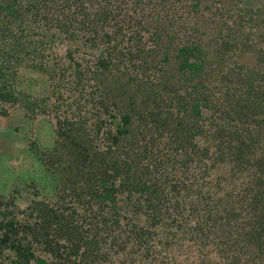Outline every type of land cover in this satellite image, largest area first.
<instances>
[{"label": "rangeland", "instance_id": "rangeland-1", "mask_svg": "<svg viewBox=\"0 0 264 264\" xmlns=\"http://www.w3.org/2000/svg\"><path fill=\"white\" fill-rule=\"evenodd\" d=\"M92 2L87 10L91 17L99 9L98 0ZM110 2L109 6L102 4L99 11L107 20L104 15L95 16L98 21L92 24L94 30L103 25L101 32L79 27L78 36L64 33V43H55L58 56L55 52L46 65L52 68L56 61L54 69H67L61 81H53L50 72L42 75L27 67L22 71L21 89L39 102L36 113L23 100L8 105V114L0 116V209L25 222L36 219L37 214L27 209L36 201L63 205L72 223V242L60 240V231L57 236L51 231L48 241L33 238L29 231L26 237L22 231L17 238L24 243L26 256L19 259L14 250L3 245L0 264L232 261L234 251L229 245L236 232L216 222L210 210L215 207L214 199L222 198L223 208L231 203L229 199L243 198L236 192L229 198L228 191L235 186L236 191H242L253 181L247 162L236 165L231 159L238 141H230V137L248 129L256 132V125L264 123V95H255L258 90L264 93V0ZM75 8L68 10L74 25L81 21L72 14ZM144 15L148 23L143 21ZM140 21L145 26L138 25ZM113 32H118L113 44L100 40ZM198 39L210 41L220 51V58L199 71L202 76L192 78L183 74L188 69L181 68L180 52ZM102 49H107L103 54L113 63L109 71L103 70L108 96L96 102L90 93L93 80L81 88L69 84V79L81 70L87 77V67H94ZM117 82L127 84L135 94L143 88L139 91L142 96L155 88L160 105L152 103L157 99L145 101L139 94L135 100L121 96ZM244 98L252 105L261 99V113L249 116L247 110L240 109ZM196 100L209 104L203 106L200 117L193 114ZM45 106L48 109H42ZM125 114L131 116L128 124L123 123ZM57 116L75 120V128L83 126L88 131L102 125L100 135H95L97 129L91 133L95 145L102 150L112 145L121 157L109 167L105 181L101 172L110 163L103 159L91 161L92 167L60 187L53 174L40 167L32 148L53 150ZM116 122H121L120 129L128 130L126 135L119 134L121 125ZM222 154L226 159H221ZM241 258L245 263L249 259L261 264L264 253H247Z\"/></svg>", "mask_w": 264, "mask_h": 264}, {"label": "trees", "instance_id": "trees-1", "mask_svg": "<svg viewBox=\"0 0 264 264\" xmlns=\"http://www.w3.org/2000/svg\"><path fill=\"white\" fill-rule=\"evenodd\" d=\"M92 1L93 0H0V116L8 114V105L17 104L23 100L27 101L24 102V104L32 112L36 113V108H40L39 102H37L32 95H28V93H25L21 89L23 83L22 71L26 67L36 70L42 75H45L46 72H50L49 74L53 81L55 79L61 81V76H67V69L65 67H58V71L54 69V66L57 64L56 61L52 68L47 67L46 63L55 56V52L57 53V45H55V43H64L62 34L67 33L70 37L78 36L76 29L79 27H81V30L90 27V31L93 32H101L104 29L102 25L98 30H94L92 24L98 21V18L96 19L95 16H101V18H103L104 15L105 18L103 19L107 20V16L103 14V12L102 14L99 12L100 6L102 7V4L104 6H109L111 2L110 0H98L99 9L95 13V16L91 17L87 10L93 3ZM72 7H76L75 10L72 11V14H77L75 19L78 21L81 20L76 25L68 18V10L72 9ZM78 17H80V19ZM143 19V21L148 23L146 15L143 16ZM143 23L144 22L140 21L138 25L145 26ZM94 26L96 27V25ZM147 28L149 29L148 26ZM135 29L141 31L140 26H137ZM116 33L113 32L114 35L105 34L100 40L113 44ZM92 39L97 38L94 37ZM209 43L210 41L198 39L193 46L186 45L184 49L181 50L180 55L183 56L181 68L188 69L187 71H183V74H188L187 76L192 78L195 76L199 78L201 74L203 75V73L199 71H204L206 65L210 63V61L216 59V57L220 58V51L213 48ZM117 48L118 46L115 47V49ZM107 49L101 50L102 53L97 56L98 60L96 63L94 62L92 64L94 67H87V77L84 78L83 71L81 70L78 74L74 72V75H71V79H69V84L81 88H84L87 82L93 80L95 83L94 86H90L92 87L90 93L96 102L105 100L109 92L108 85H104L103 83L105 80L103 77V70L109 71V67H112L113 63L109 60V56L106 57L103 54ZM193 55L196 57V60L191 61L190 58L194 57ZM27 60L33 61L27 62ZM230 75L233 74L230 73ZM238 76L242 78L241 74ZM117 83L119 89H121V96L125 98L128 97L130 100H135V95L139 94L142 96L139 91H142L143 88L140 90L138 89V93L135 94L133 89L127 84L122 82ZM200 85H203V82H200ZM155 92L156 90L154 88L148 91V93L144 95L145 97H142H144L143 100L145 101L153 100L152 98H154V100L157 99L151 102L159 106L161 100L156 98ZM255 95L263 97L264 93L258 90ZM43 100H45V98H43L42 101ZM197 100L193 105V114L200 117L203 106L209 107V104L199 103ZM244 100L245 104L239 108L247 110L245 113L249 114V116L264 112V110L259 112L262 106L261 99L253 103V105L247 102V98H244ZM136 104L138 103L136 102ZM132 107H134L133 104ZM42 109L45 110L48 108L45 106ZM57 119L58 137H56L54 141L53 150L38 149L34 146L32 148L33 152L31 153L39 161L40 167L50 174H53L52 176L60 187L61 185L65 186L70 178H72L71 181H75L77 176L82 175L84 169L92 167L91 161L95 159L102 161L103 159L102 162L109 161L108 163H110L108 164V168H104V171L101 172L103 176L102 181H105L104 176L105 174L107 175V170L111 165L117 164L118 158L121 157L116 155L117 150L112 147V145H107L103 150L95 145V138L91 133L97 129L94 133L96 136H98V134L100 135L102 125H95L96 127L88 131L83 126L75 128V120L68 117H58ZM130 120L131 116L125 114L123 123L128 124ZM115 124L118 126L121 125L118 129L122 127L121 122H116ZM256 126V132L248 129L245 132L230 137V141H238L236 144L237 150L231 153V159L237 162L235 163L236 165H240L241 162L243 163L246 161L248 164V173L253 178V181L251 179L249 184L246 183L242 191L240 190L241 188L236 191V186L233 187L231 192L228 191L229 198L232 197L234 192L240 193V195L242 194L243 198L240 200L237 199V197L231 198L228 200L231 203L228 205L225 204L223 208H221L220 205L224 203V200L221 198L216 202L214 199L215 207L210 210V214L213 213L216 222H220V225L224 226L228 231L233 229V231L236 232V236L234 235L232 243L229 245V249L234 251V260L225 264H255V260L250 261L247 259L245 263L244 259L241 257L247 253L250 255H258V252L264 253V123H258ZM81 128H84V130ZM79 130L82 134H79ZM127 132L128 130H119V134L122 136L126 135ZM109 134L111 135V132L107 135ZM255 134L257 136H254ZM193 135H195V131ZM117 136L115 140H117ZM245 151L249 152L246 153ZM127 153L130 156L129 150ZM222 156L223 154L220 155L221 159L224 158V156ZM123 159L125 158L123 157ZM88 160L89 162H86ZM125 163L126 165L128 164V162ZM215 164L216 162H213L212 167H214ZM127 167L131 170L130 165H127ZM239 168L242 167L239 166ZM77 170H79L80 173L76 172ZM13 197L16 200V197ZM172 202L174 203V201ZM152 204L153 203L150 205ZM6 209L9 208L6 207ZM27 209L30 213L37 214L36 219L30 220L28 218V221L23 222L17 219L16 215H10L8 211L0 209V214L2 216L0 219V247L8 245L9 248L15 251L19 259L24 258V256H26L24 243L17 238V234L22 231L24 235L26 234V237L29 234L27 231H29L33 235V238H37L38 240L46 239V241H48V239L50 240V235H52L50 233L51 231L55 236H57V232L60 231V234H58L60 240L65 239V242L71 241L70 236L73 237V235L70 226L72 223L67 220L70 216H66L63 205L57 204L53 206L52 204L36 201L35 204H30ZM56 238L59 243L60 240L58 237ZM248 248L251 251L248 250ZM261 264H264V258Z\"/></svg>", "mask_w": 264, "mask_h": 264}]
</instances>
